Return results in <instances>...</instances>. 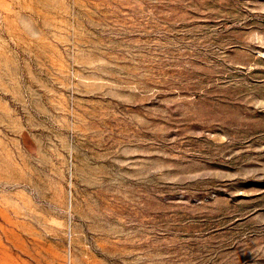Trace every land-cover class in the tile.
<instances>
[{
	"label": "rangeland",
	"instance_id": "obj_1",
	"mask_svg": "<svg viewBox=\"0 0 264 264\" xmlns=\"http://www.w3.org/2000/svg\"><path fill=\"white\" fill-rule=\"evenodd\" d=\"M0 264H264V0H0Z\"/></svg>",
	"mask_w": 264,
	"mask_h": 264
}]
</instances>
